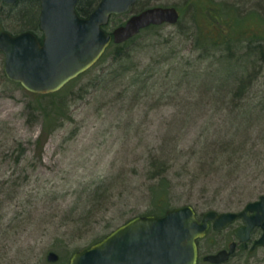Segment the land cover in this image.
Wrapping results in <instances>:
<instances>
[{"label":"rangeland","instance_id":"374dc122","mask_svg":"<svg viewBox=\"0 0 264 264\" xmlns=\"http://www.w3.org/2000/svg\"><path fill=\"white\" fill-rule=\"evenodd\" d=\"M158 6L176 7L180 21L143 30L120 60L111 43L56 97L9 80L0 53V264H70L161 206L153 187H168L166 203L190 205L199 219L239 213L264 196V0H139L106 31ZM209 9L222 19L217 30ZM37 23V7L0 1V28ZM61 104L55 130L38 141L45 108ZM241 225L211 227L198 242L199 264L238 241ZM50 251L57 262L47 261ZM222 264H264V247Z\"/></svg>","mask_w":264,"mask_h":264},{"label":"water","instance_id":"95a60500","mask_svg":"<svg viewBox=\"0 0 264 264\" xmlns=\"http://www.w3.org/2000/svg\"><path fill=\"white\" fill-rule=\"evenodd\" d=\"M13 5L19 0H3ZM42 40L32 32L0 33V53L9 80L35 94H51L92 68L111 43L120 45L151 26L175 25L180 20L176 7H151L132 15L113 31H106L113 16L129 13L139 0H101L86 17L78 13L80 0H39ZM242 220L234 234L243 247L256 227L264 232V196L239 212L210 211L202 220L190 205L170 208L162 216H137L113 230L101 241L76 252L70 264H198V241L210 228L223 230ZM206 255L203 260L222 264L235 252ZM264 247V233L250 253ZM59 255L50 251L48 262Z\"/></svg>","mask_w":264,"mask_h":264},{"label":"trees","instance_id":"16d2710c","mask_svg":"<svg viewBox=\"0 0 264 264\" xmlns=\"http://www.w3.org/2000/svg\"><path fill=\"white\" fill-rule=\"evenodd\" d=\"M90 3L89 2H87L86 4H84V5H82L81 3L78 5V7H77V10H78V13L81 15V16H83V17H86V16H88L95 8H93V9H91L90 8ZM137 5V4H136ZM145 10V9H144ZM206 13H208V15H210L212 18V20L214 21V25H213V29L212 30H217V29H219V25H221V23H222V19H221V17H220V15L219 14H217V12L215 11V10H213V9H209L208 11H206ZM213 13V14H212ZM256 15H254V17H255ZM233 17H234V15H233ZM242 19V18H241ZM241 19L239 18V22H237V25H239L240 24V22H241ZM235 26V25H234ZM160 28V26H151V27H149V28H147V29H145V30H153V29H159ZM214 34V33H213ZM215 35V34H214ZM208 39H211L212 37L210 36V34H208ZM138 37V35L136 36V37H134V38H132V39H130L129 41H127V42H125V43H123V44H120V45H117V57L119 58V60L120 59H123V57H125V56H127L129 53H130V51H126L125 50V48L129 45V44H131L132 43V41H134L136 38ZM263 40H264V36H263V38H262ZM40 40H41V38H40ZM212 40L214 41V43H217V44H219V41H218V39H213L212 38ZM127 45V46H126ZM248 45H252V44H248ZM125 50V51H124ZM224 61L225 62H230V58H227V59H224ZM123 67V69H124V65H122ZM125 72H127V70H125ZM136 84V83H135ZM239 91H241V90H243L244 92H245V87H240L239 86V88H237ZM46 96H48V95H41V96H39V97H46ZM49 96H51V97H56V96H58V93L57 94H50ZM62 106H64L63 104H61L59 107H54V106H48V107H46L45 108V110H44V118H45V123L43 124V126H42V132H41V134H40V136H39V138H38V141H41V139L44 137V135H50L54 130H55V128L53 127L54 125H55V123L56 122H58V119L54 116V114L57 112V110L58 109H65L64 107H62ZM255 107H257V105L255 106ZM168 161H166L165 160V162L163 163V165H166L165 163H167ZM161 187L163 188V190H161L160 192H158V190L155 188V187H153L154 189H153V193H154V197L153 198H156V200L157 201H161L162 202V205L161 206H156V208L153 210V211H151V212H149L148 214H146V215H156V216H162V215H164L165 213H166V211L168 210V209H170L171 208V206L170 205H168L167 203H166V199H167V197L169 196V194H170V192H169V190H168V187H166L165 185H161ZM168 192H167V191ZM99 241H101V240H99ZM96 244V243H95ZM88 248H90V247H88ZM88 248H85V249H83V250H79V251H84V250H86V249H88Z\"/></svg>","mask_w":264,"mask_h":264},{"label":"flooded vegetation","instance_id":"af4514ba","mask_svg":"<svg viewBox=\"0 0 264 264\" xmlns=\"http://www.w3.org/2000/svg\"><path fill=\"white\" fill-rule=\"evenodd\" d=\"M1 1V4H3L4 6H6V7H8V8H15V7H18V6H20V5H22V4H25V3H28L29 5H32V6H34V7H37V11H38V23H37V27H33V28H31V27H23V28H21L19 31H11V30H9V29H7L6 27H2V28H0V33H2V32H9L10 34H12V35H14V36H16V35H19V34H21V33H23V32H32V33H34L35 35H37L39 38H42V36H43V33H42V31H41V29H40V11H41V3H40V1L39 0H19V1H17L15 4H13V5H7V4H5L4 3V1L3 0H0ZM26 16H28L29 17V15H26ZM33 17V16H32ZM31 18V14H30V17H29V19ZM33 20L36 22V17H33ZM261 198V197H260ZM260 200V199H259ZM203 219V218H202ZM202 219H200V220H202ZM256 229H260V231H262L261 232V235L259 236V238H257V239H254L253 238V233H254V231L256 230ZM256 229H254L253 231H252V233H251V237H250V239H249V241H248V243H247V246L246 247H243V245H242V243L240 242V241H234V242H232V243H236L235 244V252H234V254L237 252V251H239V250H244V251H247L248 250V252L250 253V250H251V248L253 247V245H254V243H255V241H257L258 239H260L261 237H262V235H263V229H261V228H256ZM230 246V245H229ZM259 248H262V247H258L253 253H255ZM229 249V247L227 248V249H225V250H228ZM224 250V249H223ZM253 253H250V254H253ZM233 254V255H234ZM232 255V256H233ZM231 256V257H232ZM199 258H200V249H199ZM204 258V257H203Z\"/></svg>","mask_w":264,"mask_h":264},{"label":"bare ground","instance_id":"6f19581e","mask_svg":"<svg viewBox=\"0 0 264 264\" xmlns=\"http://www.w3.org/2000/svg\"><path fill=\"white\" fill-rule=\"evenodd\" d=\"M79 4H80V3H79ZM79 4H78V5H79ZM180 18H181V15H180ZM179 21H180V20H179ZM110 45H111V44H110ZM261 48H263V47L261 46ZM263 49H264V48H263ZM246 105H250V103H248V104H246ZM246 105H245V106H246ZM252 106H255V105H252ZM256 228H261V227H256ZM256 228H255V229H256ZM261 229H262V228H261Z\"/></svg>","mask_w":264,"mask_h":264}]
</instances>
